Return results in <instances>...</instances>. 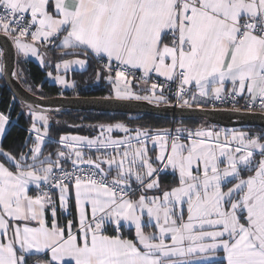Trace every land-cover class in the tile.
I'll return each mask as SVG.
<instances>
[{
    "label": "snow or ice",
    "instance_id": "obj_1",
    "mask_svg": "<svg viewBox=\"0 0 264 264\" xmlns=\"http://www.w3.org/2000/svg\"><path fill=\"white\" fill-rule=\"evenodd\" d=\"M0 34L41 63L40 46L74 57L57 70L83 68L81 55L106 61L117 100L170 104L165 90L175 84L181 108L239 96L264 111V0H0ZM28 108L32 144L0 148V264L49 254L44 264H264V132L117 121L99 124L95 138L61 136L45 153L50 116ZM9 120L0 112V135ZM156 162L172 170V186L161 188ZM153 189L160 194L148 196ZM58 210L73 218L62 225Z\"/></svg>",
    "mask_w": 264,
    "mask_h": 264
},
{
    "label": "trees",
    "instance_id": "obj_2",
    "mask_svg": "<svg viewBox=\"0 0 264 264\" xmlns=\"http://www.w3.org/2000/svg\"><path fill=\"white\" fill-rule=\"evenodd\" d=\"M41 53L44 55V63L38 59H24L22 56L17 57V74L21 84L34 94L42 97H51L56 95L72 96H110L112 86L105 79L107 71L102 70L103 63L94 55L85 56L88 65L84 70L67 71L68 78L75 85L70 90H63L62 87L51 82L48 73L57 75L59 72L56 64L61 59H71L72 55L61 56V50L53 45L41 46ZM0 55L2 50L0 49ZM84 56V55H82ZM99 72V78L97 74ZM0 87V111L10 116L12 119L8 129L3 137L1 146L12 154L26 151L27 145H31L33 140L29 132L31 127V117L27 111L29 109L20 102L11 90L8 88L4 76L1 78ZM170 100V99H169ZM11 106V107H10ZM51 117L49 124V139L45 141L44 151L52 152L60 146L57 141L61 136H86L94 138L100 134L99 124L124 122L130 128L142 127L150 130L174 129L183 124L190 129L204 127L205 124L214 125L206 118H169L152 114H128L122 112H98V111H81L67 110L58 113L48 114ZM217 127H222L214 125ZM235 130L247 131L255 134L264 132V128L258 126L236 127ZM114 137L124 136L122 131L114 130ZM150 149V148H149ZM89 155L95 159L99 153L88 150ZM151 152H157L156 147ZM0 159L4 161L3 157ZM70 162L66 165L68 166ZM161 188H168L176 182V177L172 172L162 171L158 174ZM134 185H138L137 183ZM139 186V185H138ZM141 190V189H140ZM140 190L138 192H140ZM138 192L134 194H138ZM132 194V196L134 195ZM124 228V235L125 233ZM133 237V234H131ZM28 258V261H32Z\"/></svg>",
    "mask_w": 264,
    "mask_h": 264
},
{
    "label": "water",
    "instance_id": "obj_3",
    "mask_svg": "<svg viewBox=\"0 0 264 264\" xmlns=\"http://www.w3.org/2000/svg\"><path fill=\"white\" fill-rule=\"evenodd\" d=\"M0 49L4 62V78L14 96L27 108L29 105L43 109L48 114L67 110L122 112L128 114H152L173 119L206 118L210 123L222 127L236 128L258 126L264 128V113L231 109H188L172 104H154L148 101L117 100L110 96L56 95L42 97L25 88L18 77L16 64L18 52L12 41L0 34ZM29 109V108H28ZM4 151H7L0 146ZM54 152V151H52ZM4 159V158H3Z\"/></svg>",
    "mask_w": 264,
    "mask_h": 264
},
{
    "label": "crops",
    "instance_id": "obj_4",
    "mask_svg": "<svg viewBox=\"0 0 264 264\" xmlns=\"http://www.w3.org/2000/svg\"><path fill=\"white\" fill-rule=\"evenodd\" d=\"M40 52H41V46H40ZM22 56L24 59H30V58H32V59H39L38 57H33V56H31V55H29V56H27V57H25V56H23L22 54H18V56ZM74 58V57H73ZM72 59V58H71ZM99 59V58H98ZM100 60V59H99ZM101 61V60H100ZM106 61H104V63H105ZM0 64H3V66H4V62H3V57H2V55H0ZM68 71H70V70H68ZM108 74V73H107ZM113 75H114V72L112 73ZM141 75V73L139 72V71H137L136 72V76L137 77H139ZM2 76H4V72L3 73H0V87H1V78H2ZM107 76V75H106ZM152 79L153 80H156L157 78H156V76H155V74H153V77H152ZM107 80V79H106ZM158 80H163V78H159ZM107 82L108 83H110L108 80H107ZM150 83H151V81H150ZM158 83V82H157ZM111 84V83H110ZM111 86H112V84H111ZM229 87H230V85H229ZM112 90H113V86H112ZM136 90L137 91H139V88H136ZM141 94H144L143 92H141ZM1 112V111H0ZM10 122V121H9ZM8 126H9V123L6 125V131H7V129H8ZM6 131H5V133H6ZM247 132V131H246ZM5 133L4 134H2V135H0V146H1V144H2V140H3V137H4V135H5ZM112 135V134H111ZM113 136V135H112ZM114 137V136H113ZM120 137H123V136H120ZM120 137H114V138H120ZM50 137H49V135H48V137H46V139H45V141L46 140H48ZM95 138V137H94ZM150 144L148 143V150H149V155L150 156H152L153 158H155V156L157 155V152H154V153H152V152H150ZM87 147H85L84 149H83V151L85 152V154H86V156L87 155H89V152L87 151ZM88 150H90V149H88ZM91 151L92 152H96V150L95 149H91ZM103 151V150H102ZM107 151V153L108 154H112V149H108V150H106ZM0 162H3L1 159H0ZM161 165L159 164V162H156V163H154V167H157V168H159L161 171L160 172H162V171H168V172H172V170L171 169H164L163 168V166L162 167H160ZM104 167L107 169V165H104ZM115 173H114V170H113V173H112V175H114ZM154 178H156V177H154ZM159 179V178H158ZM159 183H160V181H159ZM134 184H136V181L133 179V181H132V183H131V185H134ZM162 189H166V188H162ZM141 191V190H140ZM160 193L157 191V190H155V189H153V190H149L148 192H147V195L148 196H152V195H159ZM140 195V192H138V194H134L133 195V198H136V197H138ZM73 203H74V201H73ZM72 211H73V215H75V209L73 208L72 209ZM57 218H58V221H59V223H61L62 225L64 224V223H66V220H68V219H72L73 218V216H69V215H67V213H61L59 210H58V214H57ZM154 229L153 228H151V227H147V228H145V231H153ZM125 236H127V237H129V238H132V236H131V234H133V236L135 235V229H134V226H131V225H126L125 226ZM50 255V254H49ZM49 255H32V256H30L29 258H32L33 260L32 261H28V264H44V262L49 258Z\"/></svg>",
    "mask_w": 264,
    "mask_h": 264
},
{
    "label": "built area",
    "instance_id": "obj_5",
    "mask_svg": "<svg viewBox=\"0 0 264 264\" xmlns=\"http://www.w3.org/2000/svg\"><path fill=\"white\" fill-rule=\"evenodd\" d=\"M101 62L103 63L104 61H101ZM156 82L164 83V79L163 80H157L156 79ZM175 90H176V86H175V84H173L171 86V90H168V89L165 90V94L168 95V97L170 99V104L177 106L176 101H175V97L173 95ZM193 91H194V89H193ZM205 108H208V109H231V110H237L238 109L241 111L264 113V111H261L258 107L253 109L252 111H249L247 109V106H246V98H241L239 96H237L235 98V103H233L232 98H226L224 102H219V101L216 102L215 108H213L211 106V104L206 105ZM66 167L70 170L71 164H69ZM109 179H111V175L109 176ZM139 190H140V187L138 185H131V195L138 192Z\"/></svg>",
    "mask_w": 264,
    "mask_h": 264
},
{
    "label": "rangeland",
    "instance_id": "obj_6",
    "mask_svg": "<svg viewBox=\"0 0 264 264\" xmlns=\"http://www.w3.org/2000/svg\"><path fill=\"white\" fill-rule=\"evenodd\" d=\"M20 56H21V55H20ZM80 58H81V59H86V60H87V58H86L85 56H82V55L80 56ZM38 60L40 61V59H38ZM40 62H41V61H40ZM87 65H88V61H87V63L85 64V66H84L83 68H81V67L78 66V65H73V66H71V67H70L69 69H67V70L63 69V67L61 66V68L58 70L59 73H58L57 75L65 76V78H66L67 81H68V84H67V85H61L60 83H58V82L54 79V77H55L56 75H52L51 77L48 75V78L50 79L51 82H55V83L59 84V85L62 87L63 90H70V89H72V88L74 87L75 83H74L71 79L68 78L67 71H68V70H70V71H73V70H84V69H86ZM140 94H141V93H140ZM110 97H114L113 90H112V92H111V94H110ZM27 112H28V114H29V111H27ZM9 121H10V122H9V125H10L12 119H10ZM50 121H51V117H50V120H49V124L51 123ZM128 127H129V126H128ZM204 127H214L216 130H235L234 128H228V127H217V126L209 125V124H205ZM114 130H116V129H114ZM114 130H113V131H114ZM116 131H120V130H116ZM148 143L150 144V152H151V149H153L154 147H156V149H157V154H158V152H159V146L153 144L151 141H149ZM147 147H148V145H147ZM159 164H160V163H159ZM160 165H161L160 167H162V164H160Z\"/></svg>",
    "mask_w": 264,
    "mask_h": 264
}]
</instances>
